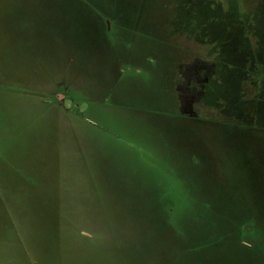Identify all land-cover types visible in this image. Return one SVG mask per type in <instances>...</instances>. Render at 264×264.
Masks as SVG:
<instances>
[{
	"label": "rangeland",
	"instance_id": "rangeland-1",
	"mask_svg": "<svg viewBox=\"0 0 264 264\" xmlns=\"http://www.w3.org/2000/svg\"><path fill=\"white\" fill-rule=\"evenodd\" d=\"M263 98L264 0H0V264H264Z\"/></svg>",
	"mask_w": 264,
	"mask_h": 264
},
{
	"label": "crops",
	"instance_id": "crops-1",
	"mask_svg": "<svg viewBox=\"0 0 264 264\" xmlns=\"http://www.w3.org/2000/svg\"><path fill=\"white\" fill-rule=\"evenodd\" d=\"M264 99V98H263ZM255 112H256V109H255ZM255 112L253 113V115L255 114ZM249 123H253L254 125L253 126H258V127H262V128H264V122H260V121H258V122H249ZM56 210H58V212H59V215L60 216H58V223H57V225H62L63 226V224H64V220L63 219H61V214H60V211H61V204H60V206L58 205V207L56 208ZM52 214V213H51ZM56 218V217H55ZM51 219H52V215H51ZM62 231H63V228H62Z\"/></svg>",
	"mask_w": 264,
	"mask_h": 264
}]
</instances>
